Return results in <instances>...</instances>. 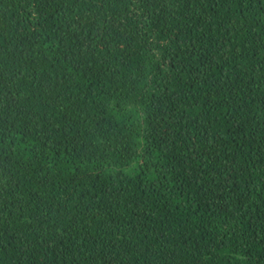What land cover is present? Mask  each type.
<instances>
[{
    "label": "trees",
    "instance_id": "16d2710c",
    "mask_svg": "<svg viewBox=\"0 0 264 264\" xmlns=\"http://www.w3.org/2000/svg\"><path fill=\"white\" fill-rule=\"evenodd\" d=\"M0 264H264V0H0Z\"/></svg>",
    "mask_w": 264,
    "mask_h": 264
}]
</instances>
